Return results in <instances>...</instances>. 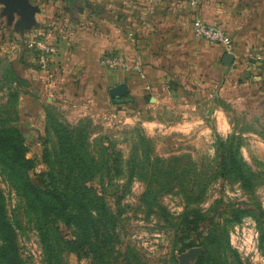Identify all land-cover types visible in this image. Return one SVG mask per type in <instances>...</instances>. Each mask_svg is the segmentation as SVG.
I'll return each mask as SVG.
<instances>
[{"label": "rangeland", "instance_id": "374dc122", "mask_svg": "<svg viewBox=\"0 0 264 264\" xmlns=\"http://www.w3.org/2000/svg\"><path fill=\"white\" fill-rule=\"evenodd\" d=\"M48 1L54 16L66 6L64 0L27 1L39 8L36 25ZM153 5L149 2L142 14L149 15ZM193 7L194 18L229 34L235 57L227 66L219 45L194 37L191 52L183 56L185 64L154 77L152 92L162 90L160 77L170 76L181 84L171 96L192 102V111L204 117L194 133L186 134L153 127L155 102L149 98L135 111L112 109L129 101L114 103L109 89L116 84L111 78L85 97L89 106L84 110L48 102L35 84L15 71L8 57L14 51L17 58L20 55L14 28L19 16L14 13L8 23L0 3V43L17 48L0 52V135L8 129L22 134L25 156L34 164L27 172L33 184L42 191L40 180L54 184L80 203L73 209L78 222L71 229L55 218L45 223L47 229L58 228L64 240L75 242L74 234L80 242L60 243L65 247L63 264H264V24L253 17L245 22L239 0H195ZM228 11H234L230 19ZM8 64L18 82H4ZM175 104H165L171 108V116L163 115L165 123L181 116L177 109L183 106ZM114 111L119 115L111 116ZM218 123L225 126L224 132ZM68 147L78 155L73 176L65 169ZM224 149L234 153L226 159V168L220 165ZM156 159L168 164L166 174L157 170ZM191 163L201 167L205 187L189 194V185L182 186L180 178ZM153 165L157 184L150 186L142 176L150 178ZM76 176L84 184L78 192L72 188ZM166 179L179 183L160 187ZM9 182L0 169V189L25 264H57V258L46 255L35 214ZM193 248L199 251L183 258Z\"/></svg>", "mask_w": 264, "mask_h": 264}, {"label": "crops", "instance_id": "0c3cea01", "mask_svg": "<svg viewBox=\"0 0 264 264\" xmlns=\"http://www.w3.org/2000/svg\"><path fill=\"white\" fill-rule=\"evenodd\" d=\"M190 1L64 0L66 6L58 13L59 16L53 15V8H49L51 1H48L42 4L45 13L37 16L38 24L25 34L43 32L57 43L58 66L55 76L52 79L41 76L30 57L26 54L23 57L19 48V58L15 51L14 55L8 57L15 71L35 84L39 94L42 93L48 102L75 110L77 108L76 112L84 110L83 106H89L85 97L89 94L91 96L98 84L106 86L107 82L104 81L111 78L115 84L124 82L129 91V102L114 104L112 109L118 112L135 111L132 109L136 105L144 104L149 98L150 102H155L150 118L153 127L194 133L204 117L192 111L195 109L192 102L186 99L177 101L176 97L171 96L170 93L179 92L181 84L170 76L160 77L163 83L159 86L163 87L162 90L151 91L152 85H156L154 77L161 76L163 72L178 70L179 65L185 64L183 56L192 50L193 40L196 39L191 30V18L197 15V9ZM149 2L154 5L149 7V15H144L142 13ZM68 9L70 13L63 14ZM233 13L228 11L229 19ZM239 14L240 17H246L245 22H250L253 17L255 23L264 24V0H239ZM4 42L0 43V52L8 51L9 47L17 49ZM112 52L123 54L133 69L109 71L101 66L100 57ZM170 87L176 91L170 90ZM171 100L176 103V108L183 106L177 109L181 116L174 115L171 119L175 121L165 123L163 115L171 116V108L167 109L165 104ZM219 128L225 131V126L218 123Z\"/></svg>", "mask_w": 264, "mask_h": 264}, {"label": "trees", "instance_id": "16d2710c", "mask_svg": "<svg viewBox=\"0 0 264 264\" xmlns=\"http://www.w3.org/2000/svg\"><path fill=\"white\" fill-rule=\"evenodd\" d=\"M260 65V62H255ZM4 75L2 78L6 83H12L14 81L18 82L19 79L14 74L11 64H8V68L4 69ZM69 155V163L66 164L67 173L73 176L77 173L79 166L75 165L78 161V155L73 147H68L67 149ZM26 147L22 134L15 130H7L4 135H0V169L2 173H5L10 180V185L16 189L24 199L25 204L29 206L31 211L36 216V224L40 232L43 245L45 248L46 255L49 259L57 258V264H63L62 254L65 247L60 246V243L65 245L76 243L79 245V240L77 236H74V241L64 240L62 235L58 232V228L51 230L45 227V223L54 222L58 219L63 223L65 228L71 229V226H75L78 222L73 209H79L80 203L74 200L65 192H59L58 187L54 184L48 185L45 181L40 183L44 187V191L41 190L39 186L32 183L28 176V170L33 168L34 164L32 160L26 158ZM234 156L232 150H223L220 154L222 161L220 165L223 168L227 167L226 159ZM5 161H13L14 163L8 164ZM155 164L157 165V170L161 174H166L167 163H164L156 159ZM188 166L181 173V185H189L187 192L192 194L195 192L196 188H201L204 190V183L200 180L201 167H197L195 164H187ZM199 169V170H198ZM77 175V174H76ZM157 172L154 169V165L150 171V178L147 174L142 176L144 180L148 179L150 186L157 184L155 176ZM42 176V175H41ZM171 181V182H170ZM176 185L177 179H166L165 181L158 184L160 187H168L170 183ZM179 186V184H178ZM84 187V184L78 181V178H73L72 188L77 192ZM151 188V187H150ZM149 190V189H148ZM151 190V189H150ZM53 217L49 219V217ZM55 218V219H54ZM76 233V232H75ZM59 242V243H58ZM0 264H25L22 257L20 247L18 244V235L15 226L9 220L6 210V198L0 189ZM195 264H199L198 262Z\"/></svg>", "mask_w": 264, "mask_h": 264}, {"label": "built area", "instance_id": "2783aa9c", "mask_svg": "<svg viewBox=\"0 0 264 264\" xmlns=\"http://www.w3.org/2000/svg\"><path fill=\"white\" fill-rule=\"evenodd\" d=\"M190 4L194 5L195 0H191ZM191 30L194 37L203 38L219 45L225 53L234 52L233 40L220 26L194 18ZM17 38L19 40L18 48L21 53L30 57L37 72L46 79H52L58 66L57 43L47 34L38 31L30 32L23 38L20 36ZM100 65L107 69L122 71H127L129 67H132L123 54L114 52L103 55L100 58ZM110 115L116 117L119 114L114 111L110 112Z\"/></svg>", "mask_w": 264, "mask_h": 264}, {"label": "water", "instance_id": "95a60500", "mask_svg": "<svg viewBox=\"0 0 264 264\" xmlns=\"http://www.w3.org/2000/svg\"><path fill=\"white\" fill-rule=\"evenodd\" d=\"M28 0H0L4 5L1 14H6L8 23H11L14 18V13L19 16V19L14 24L15 30L18 31L20 37H24L25 32L29 31L32 27L36 26L35 14L39 8L37 6L28 4ZM233 53H225L222 57L223 64L230 66L234 61ZM128 88L124 82H120L109 89V95L114 103H121L128 99ZM199 251L198 248L191 249L183 258H188Z\"/></svg>", "mask_w": 264, "mask_h": 264}]
</instances>
